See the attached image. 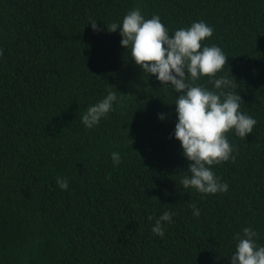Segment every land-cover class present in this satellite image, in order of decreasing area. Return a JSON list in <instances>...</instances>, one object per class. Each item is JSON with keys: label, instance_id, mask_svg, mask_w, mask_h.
Masks as SVG:
<instances>
[{"label": "trees", "instance_id": "obj_1", "mask_svg": "<svg viewBox=\"0 0 264 264\" xmlns=\"http://www.w3.org/2000/svg\"><path fill=\"white\" fill-rule=\"evenodd\" d=\"M132 8L169 34L212 26L201 43L228 57L222 74L256 120L245 138L225 133L235 158L211 166L227 191L180 184L176 94L106 30ZM108 91L112 111L85 128L80 116ZM165 210L172 221L156 236ZM245 226L264 244V0H0V264H229Z\"/></svg>", "mask_w": 264, "mask_h": 264}, {"label": "clouds", "instance_id": "obj_2", "mask_svg": "<svg viewBox=\"0 0 264 264\" xmlns=\"http://www.w3.org/2000/svg\"><path fill=\"white\" fill-rule=\"evenodd\" d=\"M88 25L97 30L96 20H90ZM106 30H118L119 45L144 77L155 76L161 85H169L176 94L172 103L175 123L171 137L179 142L182 155L189 162L188 174L181 177L180 184L202 194L227 191V182L221 181L211 166L235 158L234 146L229 144L225 133L232 130L236 136L245 138L252 132L256 120L240 110L242 100L235 91L234 77L222 74L228 57L216 44L201 43L211 37L212 26L197 20L169 34L159 15L146 18L138 8H132L118 21L111 22ZM204 76L208 77L211 88L196 83ZM116 101V92L108 91L102 99L89 105L80 116L83 126L91 129L99 124ZM166 115L157 113V118L163 121ZM110 155L113 166L118 165L120 154L114 151ZM56 184L65 190L68 179L58 176ZM190 207L193 216L200 214L195 204ZM172 216V212L163 211L155 218L151 232L162 237L164 223H171ZM257 236L251 226L234 233L235 245L229 264H264V244L257 242Z\"/></svg>", "mask_w": 264, "mask_h": 264}]
</instances>
